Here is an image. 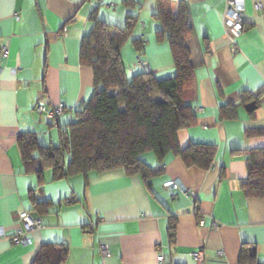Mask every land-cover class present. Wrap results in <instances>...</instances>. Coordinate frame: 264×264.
I'll list each match as a JSON object with an SVG mask.
<instances>
[{
	"label": "crops",
	"instance_id": "0c3cea01",
	"mask_svg": "<svg viewBox=\"0 0 264 264\" xmlns=\"http://www.w3.org/2000/svg\"><path fill=\"white\" fill-rule=\"evenodd\" d=\"M245 1L236 34L225 26L226 0H0V264H32L50 244L67 249L62 264H196L199 250L204 264H241L244 245L254 249L244 264H264V198L242 186L251 152L264 151V135L248 133L264 131V0ZM161 3L175 17L181 3L190 11L195 85L185 99L194 121L177 140L181 151L212 146L211 169L146 152V176L118 168L55 178L41 149L60 146L61 132L94 94V72L81 55L96 21L123 28L137 18L120 52L128 79L143 70L140 53L156 79L176 76L170 45L158 40ZM39 103L65 110L49 119ZM21 137L36 141L27 161ZM171 181L188 194L167 189ZM22 213L41 220L26 246L12 242Z\"/></svg>",
	"mask_w": 264,
	"mask_h": 264
},
{
	"label": "trees",
	"instance_id": "16d2710c",
	"mask_svg": "<svg viewBox=\"0 0 264 264\" xmlns=\"http://www.w3.org/2000/svg\"><path fill=\"white\" fill-rule=\"evenodd\" d=\"M170 9L167 3H161L155 17L163 24L158 40L167 41L171 48L176 69L171 79L158 80L146 69L131 79L126 77L120 52L131 37L136 17L129 16L123 28L102 21L94 23L93 32L83 41L81 55L82 63L93 69L94 94L78 111L75 121L61 132L60 146L41 149L42 164L54 169L55 178L118 168L128 175L146 176L148 167L140 160L146 152H154L159 158L173 153L186 166L211 169L215 153L212 146L192 145L185 151L178 146V132L194 121L185 95L195 85V66L187 47L195 31L187 5L180 4L176 17ZM134 44L142 52V43ZM248 133L264 135V131ZM35 142L32 137L20 138L26 161L35 150ZM251 153L243 190L247 196L264 198V158L255 159V155L263 157L264 151ZM249 250L254 251L244 245L241 264L253 262ZM67 255L62 245H46L32 264H62Z\"/></svg>",
	"mask_w": 264,
	"mask_h": 264
},
{
	"label": "built area",
	"instance_id": "2783aa9c",
	"mask_svg": "<svg viewBox=\"0 0 264 264\" xmlns=\"http://www.w3.org/2000/svg\"><path fill=\"white\" fill-rule=\"evenodd\" d=\"M227 7L224 15V22L227 29L234 33H240L243 28V16L246 11V1L245 0H226ZM257 8H260V5H257ZM7 52V51H5ZM137 67L140 69H146L147 62L143 60L142 54L140 53L137 57ZM37 111L41 115H45L49 119H56L58 116L64 113L63 106H55L51 109H48L44 103H39L37 105ZM166 188L169 190H180L184 194H188V189L183 187L179 182L171 181L166 184ZM22 228L19 229L15 235L12 237V242L16 245H29L32 243L31 233L32 231L40 230L41 220H34L28 213H22L20 215ZM217 224H215V227ZM5 235L4 230L0 227V238ZM100 250L103 255L107 254V246L101 245ZM194 262L196 264H204V252L202 250L196 251L192 255ZM159 260H162L160 257Z\"/></svg>",
	"mask_w": 264,
	"mask_h": 264
},
{
	"label": "water",
	"instance_id": "95a60500",
	"mask_svg": "<svg viewBox=\"0 0 264 264\" xmlns=\"http://www.w3.org/2000/svg\"><path fill=\"white\" fill-rule=\"evenodd\" d=\"M249 108H250V109L255 108V104H254V103H251V104L249 105Z\"/></svg>",
	"mask_w": 264,
	"mask_h": 264
},
{
	"label": "rangeland",
	"instance_id": "374dc122",
	"mask_svg": "<svg viewBox=\"0 0 264 264\" xmlns=\"http://www.w3.org/2000/svg\"><path fill=\"white\" fill-rule=\"evenodd\" d=\"M131 79V78H130Z\"/></svg>",
	"mask_w": 264,
	"mask_h": 264
}]
</instances>
